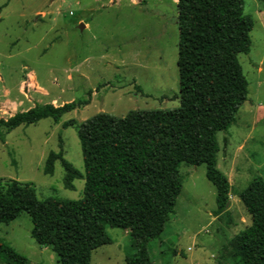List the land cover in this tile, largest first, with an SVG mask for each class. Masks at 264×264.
<instances>
[{
	"label": "rangeland",
	"instance_id": "1",
	"mask_svg": "<svg viewBox=\"0 0 264 264\" xmlns=\"http://www.w3.org/2000/svg\"><path fill=\"white\" fill-rule=\"evenodd\" d=\"M108 1L0 0V93L7 90L8 99L20 101L21 81L30 73L41 91L29 89L30 100L23 99L19 110L53 99L57 103L84 99L89 91L90 104L77 110L83 120L100 112L121 117L135 109L176 108V3L163 0L141 7ZM242 1L244 15L253 22L249 52L238 56L247 95L229 129L216 135L217 168L231 184L228 205L214 216L215 188L206 178L205 165L180 164L182 190L174 212L161 238L148 244L153 264H217L222 253L232 249L234 237L250 225V216L234 193L256 177L264 180V0ZM80 19L89 24L87 29L80 28ZM77 111L62 120L76 118ZM80 118L79 113L78 125ZM74 131L49 118L17 127L5 135V145L0 140V177L30 181L41 198L79 199L84 179L74 180V189L68 190L55 186V176L42 174L43 160L58 149L59 136L64 158L84 174L81 142ZM31 229L29 216L22 213L0 224V242L25 256L28 264H58L55 253L31 237ZM105 231L112 243L95 250L90 264H126V255L134 253L130 235L110 227ZM235 259L228 258L227 263L238 264Z\"/></svg>",
	"mask_w": 264,
	"mask_h": 264
},
{
	"label": "trees",
	"instance_id": "2",
	"mask_svg": "<svg viewBox=\"0 0 264 264\" xmlns=\"http://www.w3.org/2000/svg\"><path fill=\"white\" fill-rule=\"evenodd\" d=\"M179 31L178 102L173 109H135L117 117L100 112L81 121L79 134L87 168L86 197L73 202L33 203L0 199V224L26 213L31 237L55 253L58 264H90L99 247L112 243L106 227L127 231L134 253L126 264H153L148 244L160 239L182 190L180 164L205 165L215 188L214 216L225 212L231 193L217 168L216 135L229 129L245 101L247 80L238 62L250 49L252 19L242 0H177ZM87 98L63 104L62 113L81 110ZM49 105L17 112L10 122H31ZM250 216L232 249L217 264H264V180L252 179L234 193ZM4 264L28 259L0 242ZM2 261H0V264Z\"/></svg>",
	"mask_w": 264,
	"mask_h": 264
},
{
	"label": "crops",
	"instance_id": "3",
	"mask_svg": "<svg viewBox=\"0 0 264 264\" xmlns=\"http://www.w3.org/2000/svg\"><path fill=\"white\" fill-rule=\"evenodd\" d=\"M83 0H77V4H81ZM115 1V0H114ZM127 1L128 4L131 6H141L144 7L150 2L153 4H157L158 2H162L163 0H124ZM173 3H177V0H171ZM113 2L112 0L108 1ZM119 3L118 1H115ZM103 5V4H101ZM84 6L85 3H84ZM71 13V12H70ZM155 17L153 20L158 21L159 17ZM81 22V27L84 26V29H87L89 27V24L84 21L83 19H80ZM32 88H39L37 81L34 77V75L27 73L20 84V95L21 99L20 101H16L14 99H8V94L9 92L5 90V92L2 94L0 93V140L2 141V144L5 145L6 141L4 139L5 135L9 134L12 132L14 129L20 126H29V125H35L39 123L41 120L44 119H51L53 124L55 125H61L62 128L72 126L75 128L78 136V139L81 142L80 147H82V141L80 138L79 134V125L76 123L77 122V117L79 116L80 113V120H83L81 113L77 110L76 113V118L72 117L67 120H62V117L65 114L71 113H62L61 112V107L64 102L62 103H57L55 99H53L50 103H45L41 105H49L50 107L46 111V113L41 116V117H36L33 121L31 122H10V118H12L17 112H26L27 110L33 108V107H28L27 109L24 110H19V107L21 104L24 102L23 99H27L28 101L30 100V97L28 96V90ZM35 91H41L40 88L39 90L36 89ZM68 103V102H67ZM225 132V131H224ZM58 149L57 150H51L48 152V154L45 156L43 163H42V174L45 176H51V177H56L55 179V186L59 188V186L63 185L62 188L68 189V190H73L74 189V180H82L84 179V190H83V195L79 199H65V198H60V197H45L41 198L37 195L36 188L35 186L27 180H21L17 176H9V178H2L0 177V199H11L15 197H20L24 199H28L33 203H44V202H73V201H78L82 200L86 197V187H87V168L86 164L84 161L83 157V152H82V159H83V167H84V174H82L71 162L67 161L64 158V151H63V140L62 136H59L58 138ZM218 156V155H217ZM14 160H11V165H13ZM56 166L59 168L56 171ZM56 171V172H55ZM127 233V231H125ZM2 262L1 264H3Z\"/></svg>",
	"mask_w": 264,
	"mask_h": 264
},
{
	"label": "water",
	"instance_id": "4",
	"mask_svg": "<svg viewBox=\"0 0 264 264\" xmlns=\"http://www.w3.org/2000/svg\"><path fill=\"white\" fill-rule=\"evenodd\" d=\"M82 25V24H81ZM81 25H80V28H81Z\"/></svg>",
	"mask_w": 264,
	"mask_h": 264
}]
</instances>
